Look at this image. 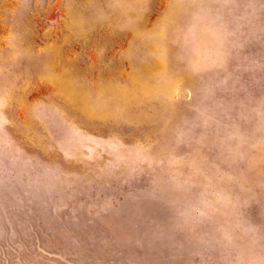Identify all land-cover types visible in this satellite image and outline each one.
Here are the masks:
<instances>
[{
    "label": "rangeland",
    "instance_id": "374dc122",
    "mask_svg": "<svg viewBox=\"0 0 264 264\" xmlns=\"http://www.w3.org/2000/svg\"><path fill=\"white\" fill-rule=\"evenodd\" d=\"M0 264H264V0H0Z\"/></svg>",
    "mask_w": 264,
    "mask_h": 264
}]
</instances>
